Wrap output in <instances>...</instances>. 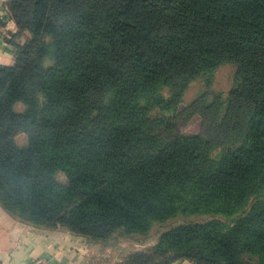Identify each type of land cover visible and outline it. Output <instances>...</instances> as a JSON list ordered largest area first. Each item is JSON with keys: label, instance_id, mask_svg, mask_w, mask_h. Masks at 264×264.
Returning <instances> with one entry per match:
<instances>
[{"label": "trees", "instance_id": "obj_1", "mask_svg": "<svg viewBox=\"0 0 264 264\" xmlns=\"http://www.w3.org/2000/svg\"><path fill=\"white\" fill-rule=\"evenodd\" d=\"M6 9L29 34L13 43L14 63H0V205L10 215L104 245L144 242L180 218L158 233L152 264H264V0ZM224 63L236 66L227 94L181 105L187 83Z\"/></svg>", "mask_w": 264, "mask_h": 264}, {"label": "crops", "instance_id": "obj_2", "mask_svg": "<svg viewBox=\"0 0 264 264\" xmlns=\"http://www.w3.org/2000/svg\"><path fill=\"white\" fill-rule=\"evenodd\" d=\"M6 1L0 0V19L5 21L7 30L14 31ZM94 245L70 232L22 224L0 205V264H102V254ZM172 264L190 263L175 261Z\"/></svg>", "mask_w": 264, "mask_h": 264}, {"label": "rangeland", "instance_id": "obj_3", "mask_svg": "<svg viewBox=\"0 0 264 264\" xmlns=\"http://www.w3.org/2000/svg\"><path fill=\"white\" fill-rule=\"evenodd\" d=\"M0 31H3L1 32L3 34L1 41L2 46L0 47V62L2 64H13L14 49H15L13 43L15 44L23 43L25 41V37L29 34L27 32H22V33L17 32L18 30L16 29V26L14 31L7 30L5 24L3 26H0ZM235 72H236L235 65H233L232 63H224L217 67L211 78H208L207 75L206 76L199 75L194 80H191L189 83H187L185 89L181 92V102H182L181 105L184 106L190 103L191 101L196 99L199 95H202L203 92L205 91L208 92L221 91L223 92V95L227 94L228 90L232 85ZM17 105L19 108L22 106L20 104ZM24 139H25V135L20 134L18 137V141L21 143ZM59 177L62 176L60 175ZM189 218H191L192 220H199L204 217L200 218L197 216H191ZM180 221L181 219L179 218V220H173V222H171L170 225H169L170 221H166L161 224L159 223L155 224L151 229V235L147 238V240L141 243H138L137 241L131 239H119V241L117 242L110 241L111 243L107 245H104L101 242H93L94 244H96L94 245V248L98 253L101 252L102 255L100 258L102 264H131V261L135 260L132 259L133 255L135 254H141L135 260L137 264H141V261H137V260L144 261L143 264H148L149 262L150 264H152L154 260L152 259V256L158 258V256H156L157 252L152 251L153 248L152 246L154 245L157 239L158 233H160L162 230L172 225H177ZM43 229H53V228H43ZM54 229L70 232L66 228L60 226ZM76 236L85 238L82 235H76ZM175 261H185V262H189L190 264H195L193 261L187 258H180ZM173 262H171L170 264H172Z\"/></svg>", "mask_w": 264, "mask_h": 264}, {"label": "built area", "instance_id": "obj_4", "mask_svg": "<svg viewBox=\"0 0 264 264\" xmlns=\"http://www.w3.org/2000/svg\"><path fill=\"white\" fill-rule=\"evenodd\" d=\"M42 264H45V263H42Z\"/></svg>", "mask_w": 264, "mask_h": 264}]
</instances>
